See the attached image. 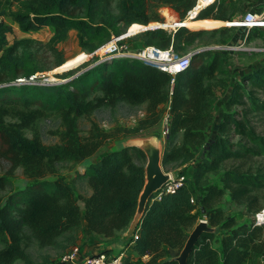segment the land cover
<instances>
[{"label":"trees","instance_id":"16d2710c","mask_svg":"<svg viewBox=\"0 0 264 264\" xmlns=\"http://www.w3.org/2000/svg\"><path fill=\"white\" fill-rule=\"evenodd\" d=\"M149 1L153 2L151 6L171 7L181 18L195 3V0H0V159L9 164L6 175L0 176V264L16 261L31 264L26 248L32 242L38 248L64 251L84 228L102 237L125 230L135 213L144 182L145 155L134 147H119L95 161L90 157L111 138L135 137L143 129L153 127L166 108L169 124L161 165L192 159H196V164L192 181L185 179L174 192L162 193L159 198L152 195L133 239L134 256H149L141 264H178L174 257L197 222L198 207L200 212L203 208L208 225L217 227V231L201 233L187 264H258L257 260L264 258V225H256L253 220L236 225L216 207L225 192L237 204L254 206L257 202L254 192L264 187V171L228 168L219 185L207 180V174L218 171L227 160L264 159V134L257 132L255 124L264 122V63L242 73L232 85L227 107L210 137L205 133L212 121L214 92L210 81L215 73L222 72L227 56L212 54L207 49L195 52L189 66L174 76L138 59L103 58L77 74L59 75L65 79L62 83L15 80L25 69V60L17 52L22 40L8 39L12 27L4 21L6 17L23 32L51 27L54 45L64 41L73 30L79 45L92 51L98 38L109 39L131 24L159 21L158 13L148 15ZM226 8L213 0L198 13L197 19L227 21L231 14L226 13ZM188 27L197 26L185 25L173 32L148 29L144 43L160 49L171 46L174 51L184 53L201 36L200 31ZM52 50L56 54L54 65L59 67L63 58L54 46ZM42 70L43 67L32 68L23 77ZM9 76L12 79L5 80ZM118 103L144 105L143 116L135 127L105 131L90 122L87 134H80L81 117ZM233 106L238 110H232ZM51 113L59 116L62 128L56 132L58 142L46 144L33 125L38 118ZM66 162L80 165L70 179L57 168L58 163ZM17 168H21L29 182L12 189L8 177ZM77 180L90 193L77 192L74 184ZM195 187L202 189L199 199L194 197ZM192 197L194 202L190 201ZM122 264L137 262L131 254H124Z\"/></svg>","mask_w":264,"mask_h":264},{"label":"rangeland","instance_id":"374dc122","mask_svg":"<svg viewBox=\"0 0 264 264\" xmlns=\"http://www.w3.org/2000/svg\"><path fill=\"white\" fill-rule=\"evenodd\" d=\"M218 3L226 5V13L231 14V18L227 21H232L237 18H241L248 11H254L261 8V0H215ZM153 2H148L149 11L148 15H153L154 12L158 13L160 20H150L147 24H131L128 28L122 29L119 33H113V36L120 37V39L129 45V50H140L145 45L144 33L147 28L154 26L165 27L167 32H173L174 28L167 25L168 14L173 15V18L181 19L178 21L182 23L187 17L188 12L184 18H181L179 13L167 5L151 6ZM112 9L114 10L115 2L112 3ZM14 9L15 7L12 6ZM6 24L12 27V34L8 36L11 40L12 37L16 40H22V43L18 47V54L25 60V69L22 73L18 74V77H23L27 70L37 67H43L42 74L47 82L62 83L65 82L59 75L61 74H77L79 71L84 70L92 66L97 60L105 56L99 57L98 49L111 39L98 38L94 40L96 48L92 51L87 50L79 45L76 32L69 31L68 37L57 44H53L50 39L52 36L53 29L51 27H44L38 30L32 31H20L16 23L9 17L4 19ZM177 25V22H176ZM175 25V26H176ZM183 26L185 24L182 23ZM204 27H188L191 30L200 31L201 36L194 42V44L188 49V51L195 50L199 52L202 50H210L212 54L226 55V60L222 65V72L215 73L210 83L214 92V96L211 103L212 121L205 130L206 136L210 137L215 133L217 122L220 120L222 113L226 109V101L228 99L232 85L240 79L242 73L251 70L253 67H258L264 63V29L251 30L249 37L246 35L240 37V40L235 38L239 33L243 31V28L226 23L221 20L215 24H204ZM187 27V26H186ZM176 29V28H175ZM130 33L133 35L126 36ZM54 46L57 51L60 52L63 63L62 65L55 66L54 61L56 60V54L53 52L52 47ZM232 46V47H231ZM231 47V48H230ZM179 52V51H178ZM182 52H179L181 54ZM12 79V77H6L5 80ZM165 108H163L164 111ZM237 106H233L232 110H235ZM144 105L131 106L126 103H118L114 107H100L96 109L89 117H81L78 120L80 134L85 136L90 127V122H95L101 129L105 131H113L120 129L126 131L132 129L137 124V120L143 116ZM7 120H11L7 118ZM256 130L260 134H264V122H256ZM39 133L41 140L46 144H53L58 142V136L56 132L61 130V120L55 113L44 115L38 118L33 125ZM163 126V120L161 119L156 125L151 128L143 129L138 132L135 136H145L150 134H156L160 137V131ZM29 136V131H25ZM130 137V136H128ZM128 137H122L121 135L117 138H111L107 140L97 151L90 157L91 161L97 160L104 153L121 147V143ZM133 137V136H131ZM163 146L165 145V138L160 137ZM235 137L233 140H236ZM176 139V143H178ZM196 164V159H192L187 162H171L166 165H162L163 170L169 172L173 177L183 176L184 179L192 181V172ZM9 164L0 159V176L6 175ZM58 171L65 175L67 179H70L76 170L80 168L79 164H72L70 162L58 163ZM233 168L240 171H264V159L262 157L254 158H239L227 160L222 163L221 168L213 173L207 174V180L209 183L216 185L220 184V177L222 176L225 169ZM11 182L12 189L22 187L29 182V179L22 173L21 168H17L8 177ZM75 189L81 194L87 193V186L77 180L75 183ZM254 194L257 196V202L250 207L246 204H237L230 199L229 193L225 194L218 200L216 207L221 208L224 211V217L232 218L236 225L241 223L249 224L254 219V213L258 208H264V187L255 191ZM202 195L201 187H195L194 197L199 199ZM248 207V208H247ZM198 219H205V215L197 209ZM192 229V228H191ZM190 229V230H191ZM189 230V231H190ZM121 232H117L114 236L117 238ZM98 237V236H97ZM219 238V235L216 236ZM80 245V244H79ZM26 251L29 254L31 264H60L59 256L62 250L58 248H38L34 242H32ZM109 251V250H108ZM107 251V252H108ZM116 254V253H111ZM148 259V258H146ZM258 264H264V258H259ZM141 263V260L137 261ZM14 264H24L22 261H16Z\"/></svg>","mask_w":264,"mask_h":264},{"label":"built area","instance_id":"2783aa9c","mask_svg":"<svg viewBox=\"0 0 264 264\" xmlns=\"http://www.w3.org/2000/svg\"><path fill=\"white\" fill-rule=\"evenodd\" d=\"M188 12V11H187ZM238 24L236 26L242 27L245 29L246 34L254 29H264V1L260 8V11H248L241 18H237L236 21L230 22V24ZM176 27H174L175 30ZM179 28V27H178ZM177 29V28H176ZM173 30V31H174ZM133 35L127 32L126 36ZM232 47V46H231ZM230 47V48H231ZM160 50V51H158ZM158 51V54H163V59H151L149 54L151 52ZM99 57L109 56V58H134L141 60L145 63L151 64L161 71L167 72L171 76L176 75L177 73L185 70L189 66L190 58L195 53V50L186 51L179 54V52L174 51L171 46L160 49L152 45H146L142 49L134 51L129 50V45L122 41L120 37L111 36V39L104 43L99 49ZM42 74V72H40ZM41 78H44V75H40ZM16 82L24 83H38V84H47L53 82H47L46 79H40L39 73L30 74L28 77H17ZM173 80V78H172ZM171 80V81H172ZM163 126L160 131V137H166L167 128L169 124V114L166 108L163 117ZM184 177H173L171 174L170 181L161 188L155 195L157 198L160 197L162 193H172L177 188H179L183 182ZM191 202H194L193 197L190 199ZM253 223L256 225H264V208L259 209L254 214ZM60 264H122V254H111L107 251H99L96 253H89L82 255L78 251L77 247H68L59 256Z\"/></svg>","mask_w":264,"mask_h":264},{"label":"water","instance_id":"95a60500","mask_svg":"<svg viewBox=\"0 0 264 264\" xmlns=\"http://www.w3.org/2000/svg\"><path fill=\"white\" fill-rule=\"evenodd\" d=\"M177 20L180 21L181 19ZM236 20L237 19H234L232 21H226V23H230ZM182 26L183 25L177 24L175 27L178 28ZM153 28L165 27L157 25L154 27H149L147 29ZM103 58H109V56H105ZM121 147H134L141 151L146 158V162L144 164L143 169L144 182L138 194L136 210L128 226L125 230H123L120 236L121 242H127L131 239L134 232L137 230V226L145 211L148 201L150 200L152 195H155L158 191L161 190L162 187H164L170 181L171 173L164 171L161 165L163 142L161 138L158 137L156 134L127 138L121 143ZM203 212L204 210L202 208L201 213ZM216 231L217 227H210L206 219H199L189 231L182 248L180 249L178 255L174 257V259L177 261L178 264H187V258L190 252L192 251L195 243L197 242L198 238L200 237L201 233Z\"/></svg>","mask_w":264,"mask_h":264},{"label":"crops","instance_id":"0c3cea01","mask_svg":"<svg viewBox=\"0 0 264 264\" xmlns=\"http://www.w3.org/2000/svg\"><path fill=\"white\" fill-rule=\"evenodd\" d=\"M263 1L264 0H261V4H263ZM254 11L258 12V11H260V8L254 10ZM212 21H217V20H212ZM219 22L220 21H218V23ZM196 26L197 27H204L205 25L199 24ZM243 35H246V31L244 28H243V31L241 33H239L235 39L238 41V40H240V37H242ZM87 193H90V190L88 188H87ZM119 232L122 233L123 231H119ZM136 234H137V230L134 232L133 236L131 237V239L129 241L121 242V240H120L121 234L117 238L115 236L102 237L100 235H95V234L89 233L86 230V228H84L82 231H80L77 234V238H76L74 244H72L70 246L77 247L78 251L82 255L89 254V253H96L99 251H108V250H109L108 252H110V253L114 252L116 254H122V255L131 254L134 261L137 262L140 259L141 263H143L147 260L146 258H149V256L144 255L141 257H137V256H134L133 252L131 251L133 239L135 238ZM141 263L137 262V264H141Z\"/></svg>","mask_w":264,"mask_h":264},{"label":"bare ground","instance_id":"6f19581e","mask_svg":"<svg viewBox=\"0 0 264 264\" xmlns=\"http://www.w3.org/2000/svg\"><path fill=\"white\" fill-rule=\"evenodd\" d=\"M213 0H195L194 5L192 6V8L188 11V15L187 17L183 20V24L185 25H199V24H215L218 23V21H212V20H208V19H197V15L198 13L207 5H209L210 3H212ZM167 25L171 28H174L176 25V22L178 24V21L176 18H173V15L168 14L167 16ZM182 23H179V25H182ZM232 25H238L233 23ZM139 25L137 24L136 27H138ZM201 28V27H200ZM160 51V50H158ZM158 51L156 52H151L149 54V58L151 59H163V54H158Z\"/></svg>","mask_w":264,"mask_h":264}]
</instances>
